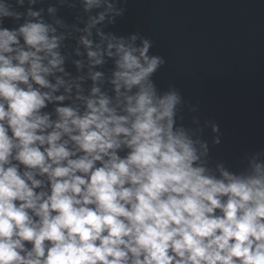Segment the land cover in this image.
Instances as JSON below:
<instances>
[{
    "label": "clouds",
    "instance_id": "1",
    "mask_svg": "<svg viewBox=\"0 0 264 264\" xmlns=\"http://www.w3.org/2000/svg\"><path fill=\"white\" fill-rule=\"evenodd\" d=\"M44 5L0 0V264H264V149L213 159L121 0Z\"/></svg>",
    "mask_w": 264,
    "mask_h": 264
},
{
    "label": "water",
    "instance_id": "2",
    "mask_svg": "<svg viewBox=\"0 0 264 264\" xmlns=\"http://www.w3.org/2000/svg\"><path fill=\"white\" fill-rule=\"evenodd\" d=\"M55 3L45 0L44 6ZM121 5L123 17L108 30L152 40V53L165 60L154 77L158 88H177L201 120L219 124L221 143L211 149L213 159L232 163L264 149V0H121ZM58 14L73 22L70 10ZM189 119L185 113V122Z\"/></svg>",
    "mask_w": 264,
    "mask_h": 264
}]
</instances>
